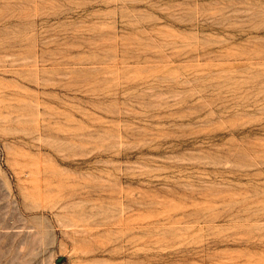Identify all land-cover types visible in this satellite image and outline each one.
Here are the masks:
<instances>
[{
	"label": "rangeland",
	"instance_id": "obj_1",
	"mask_svg": "<svg viewBox=\"0 0 264 264\" xmlns=\"http://www.w3.org/2000/svg\"><path fill=\"white\" fill-rule=\"evenodd\" d=\"M0 264H264V0H0Z\"/></svg>",
	"mask_w": 264,
	"mask_h": 264
}]
</instances>
